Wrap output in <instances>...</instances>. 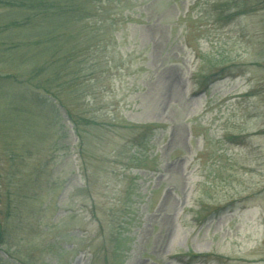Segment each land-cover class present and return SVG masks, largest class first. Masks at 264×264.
Wrapping results in <instances>:
<instances>
[{
    "label": "rangeland",
    "instance_id": "rangeland-1",
    "mask_svg": "<svg viewBox=\"0 0 264 264\" xmlns=\"http://www.w3.org/2000/svg\"><path fill=\"white\" fill-rule=\"evenodd\" d=\"M25 1L0 0V264H264V0H65L44 47Z\"/></svg>",
    "mask_w": 264,
    "mask_h": 264
},
{
    "label": "trees",
    "instance_id": "trees-1",
    "mask_svg": "<svg viewBox=\"0 0 264 264\" xmlns=\"http://www.w3.org/2000/svg\"><path fill=\"white\" fill-rule=\"evenodd\" d=\"M23 8H24L23 14H24V16H26V18H24L23 23H19L21 29L22 28H28L30 23L32 22V20H34V21L41 20V23H43V24L47 23L48 24L47 27L43 26V28H42L41 34L39 36L41 40L40 39L36 40V41H38V42H36V44L39 46H43V47L45 46L44 39L48 43L51 41V39H50V37H51L50 24H51V22L53 20H55L56 17H59V18L63 17L71 9V8H69V6L65 2V0H64L63 4H59L58 0H26L25 4L23 5ZM57 10L60 11L61 13H63V15L58 16ZM21 24H23V25H21ZM21 26H23V27H21ZM44 34H46V35H44ZM40 104H41V101H40ZM60 106L63 107L64 111L66 110V107L63 104H61ZM67 112L69 114V111H67ZM69 117L74 119V115H72V114H69ZM71 124L73 126L77 127V123L74 120L72 121ZM2 236H3V233L0 231V244L2 242Z\"/></svg>",
    "mask_w": 264,
    "mask_h": 264
}]
</instances>
